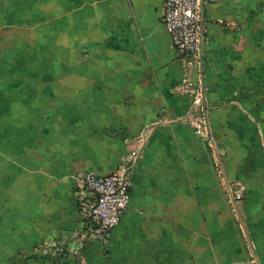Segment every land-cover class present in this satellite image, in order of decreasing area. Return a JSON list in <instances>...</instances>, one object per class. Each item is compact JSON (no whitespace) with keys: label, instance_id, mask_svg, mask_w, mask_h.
<instances>
[{"label":"crops","instance_id":"0c3cea01","mask_svg":"<svg viewBox=\"0 0 264 264\" xmlns=\"http://www.w3.org/2000/svg\"><path fill=\"white\" fill-rule=\"evenodd\" d=\"M163 4L0 0V264H264V0L205 3L198 64ZM137 150L128 211L88 247L77 174Z\"/></svg>","mask_w":264,"mask_h":264},{"label":"built area","instance_id":"2783aa9c","mask_svg":"<svg viewBox=\"0 0 264 264\" xmlns=\"http://www.w3.org/2000/svg\"><path fill=\"white\" fill-rule=\"evenodd\" d=\"M215 0H164L163 22L173 44L182 58L192 57L198 64L203 46L202 8L205 3ZM203 94L201 87L193 90V110L201 112L195 127L209 142L213 138L203 115ZM213 144V143H212ZM139 151L133 152L132 159L117 170L100 175L95 171L79 172L77 193L81 213L80 242L97 241L106 243L113 228L120 224L128 211L131 200V186L137 167ZM242 192L231 193L229 197L233 211L242 199ZM49 246L41 250L42 255H53ZM39 253V252H38Z\"/></svg>","mask_w":264,"mask_h":264},{"label":"trees","instance_id":"16d2710c","mask_svg":"<svg viewBox=\"0 0 264 264\" xmlns=\"http://www.w3.org/2000/svg\"><path fill=\"white\" fill-rule=\"evenodd\" d=\"M98 242H96V241H91V242H89V243H87V246L89 247V246H97L98 247ZM41 258H46V259H54L52 256H49V255H41Z\"/></svg>","mask_w":264,"mask_h":264},{"label":"water","instance_id":"95a60500","mask_svg":"<svg viewBox=\"0 0 264 264\" xmlns=\"http://www.w3.org/2000/svg\"><path fill=\"white\" fill-rule=\"evenodd\" d=\"M202 10H203V8H202ZM202 40H203V34H202ZM201 54H203V46H202ZM203 87H204V84H203ZM212 143H213V146H214V142H212Z\"/></svg>","mask_w":264,"mask_h":264}]
</instances>
